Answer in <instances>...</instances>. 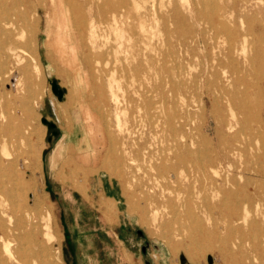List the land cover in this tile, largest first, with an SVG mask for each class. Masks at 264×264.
I'll list each match as a JSON object with an SVG mask.
<instances>
[{"label": "rangeland", "instance_id": "rangeland-1", "mask_svg": "<svg viewBox=\"0 0 264 264\" xmlns=\"http://www.w3.org/2000/svg\"><path fill=\"white\" fill-rule=\"evenodd\" d=\"M115 6L121 13L114 19V53L100 56L98 65L100 76L114 75L117 103L105 81L104 92L88 90L91 76L73 59V37L61 15L45 18L37 41L26 29L22 49H10L0 37V188L14 187L19 176L28 184L22 199L5 192L12 219L0 216V226L30 223L24 201L31 194L34 222L42 225L49 214L52 219V264H114L118 251L119 261L130 264H145V258L182 264V256L185 264H209L208 256L214 264H264V225L238 231L230 213L238 190L253 191L247 177H257L255 169L264 166V0H114ZM170 114L182 127L178 152L187 159L182 177L165 181L188 199L176 216L145 201L132 178L144 164L124 154L120 141V130L134 120L136 134L149 140L156 157L171 155L149 124ZM43 118L56 124V134ZM223 153L219 172L191 171L195 159ZM225 174L240 185L230 200L228 185L213 194ZM201 188L216 205L212 217L198 212ZM108 203L112 208L104 211ZM257 210L264 203H253L251 216ZM131 250L135 261L127 255Z\"/></svg>", "mask_w": 264, "mask_h": 264}, {"label": "bare ground", "instance_id": "bare-ground-1", "mask_svg": "<svg viewBox=\"0 0 264 264\" xmlns=\"http://www.w3.org/2000/svg\"><path fill=\"white\" fill-rule=\"evenodd\" d=\"M28 9L31 11L30 15H28ZM120 13L121 11L119 7H114V0H12L11 3H8V0H0V37L4 36V42L6 45H9L10 49H22L29 40L28 35H25L26 29L33 30V40L37 41L40 33L43 31L42 24L45 21V18L47 19L50 14H53L56 17L61 15L66 23L65 28L73 37V44L70 43L69 46L71 48L70 51L73 59L78 61L77 63L79 64L81 71L86 70L91 76V83H89L90 88L88 90L91 92H104L103 90H105L108 86V90L111 93L110 99L117 103L119 101L114 93V75L110 74L111 76H100L99 71L101 69L98 65V61L99 57L106 54L107 51L108 53H114V19H116ZM187 24H189V22H187ZM141 27L144 28L142 23ZM16 31L18 32L16 33ZM123 36L124 34L120 35V37ZM112 63L114 64V59L112 60ZM36 67L37 71L42 72L40 65H36ZM112 70L114 71V66L111 67V71ZM13 79L14 78L12 77L10 80L13 81ZM104 81L107 82V86L105 83H102ZM156 88L159 91L160 96H163L164 90L162 85L158 84ZM146 93L147 91L143 92V94ZM145 108L150 109L147 102L145 104ZM148 112L149 111H147V114ZM39 120L40 119H38V121ZM149 124L150 127L155 130L154 134L158 136L162 142L168 143V147H164V149L167 150L169 148V151L171 150L172 154L166 155L165 153H162L159 157H156L155 153H153L148 146L149 140L147 138L144 139L141 135H137L138 133L136 134L134 120L131 121L130 127H127L126 130H120L122 152L132 156L130 159L143 162L144 169L142 173L133 175L132 178L134 183L140 187L145 201L152 206V210L158 212L159 208L163 207L167 209V215L172 214L173 216H176L184 210V203H187L185 200L188 199L180 190H170V186H167L165 181L169 182L172 179L179 180L182 177L181 169L186 167V157L178 152V149L180 148V131L182 127L179 126V121L175 114H170L157 122H150ZM233 127V124L230 125V128ZM156 128L158 129L156 130ZM106 133L109 137H111V131L108 127H106ZM225 157L226 154L224 153L222 155L217 154L216 157L213 155H203V157L194 160L195 164H191L193 165V168L190 170L196 174L208 175L210 171L217 173L219 172V165L222 164V160ZM3 169L4 167L2 165V161L0 160V171ZM10 169L12 171V176L14 175L16 177L18 172L15 168V162L10 163ZM255 172L257 177H259L258 179L257 177H247L245 180L247 181L246 184L248 182L254 184L253 191H246V189L238 190V193L235 195L238 205L230 212L232 215V223H234L235 229L238 231H244V228L246 229L247 227L248 229H256L260 225H264V210H257L260 213L255 212L254 216H251V205L255 203L258 206L259 203H264V198L260 195V192L264 190V166H259L255 169ZM19 179L21 181H17L15 185L13 184L14 187L0 188L1 217L9 216L6 207L7 204H9V198L5 195V192H8L10 197H14V199L19 200L22 199L24 191L27 189V182H25L20 176ZM220 180V185H215L213 194L217 195L218 192L225 190L228 185L230 189H226L228 196L226 200H230V197L236 193V190H233L234 187H240L238 184L239 181L236 180V176H230V174L221 175ZM214 182L216 183L217 180H213V183ZM2 183V179L0 178V186ZM200 192L203 193V195L200 197L197 204L198 212L202 215L205 214L206 216L212 217L213 207H216V205L212 204L210 194L204 191L203 188L200 189ZM31 198L32 196L29 194L28 196H25L24 201L25 208L29 212L28 218L30 223H27V226H30V228L26 225H22L21 223H19V226H0V231L2 232V235L0 236V239H2L0 264H26V260L29 259H31L32 264H52L49 261L51 256L49 253L50 247L48 246V243L56 238L53 231L52 219L49 214L48 216L42 217V225L35 223L34 218L36 211L35 207L30 206ZM37 206L38 203L36 204V207ZM109 208H112V205L108 203L106 204L104 211H108ZM11 219L12 216H9L7 219L9 223L11 222ZM10 231L18 232L12 234V240L8 238ZM16 240L20 241L18 242L16 249H13V241Z\"/></svg>", "mask_w": 264, "mask_h": 264}, {"label": "water", "instance_id": "water-1", "mask_svg": "<svg viewBox=\"0 0 264 264\" xmlns=\"http://www.w3.org/2000/svg\"><path fill=\"white\" fill-rule=\"evenodd\" d=\"M54 91L57 92V93H59V94H61V91L58 89L57 86L54 87ZM42 122H43L44 124H47L48 127H49L50 129L53 130V133H55V134L57 133V131H56V124H55V123H53V122H49L46 118H43V119H42ZM181 260H182V261H181L182 264H185L186 259H185L184 256L181 257ZM208 263H209V264H214V258H213L212 256H208Z\"/></svg>", "mask_w": 264, "mask_h": 264}, {"label": "crops", "instance_id": "crops-1", "mask_svg": "<svg viewBox=\"0 0 264 264\" xmlns=\"http://www.w3.org/2000/svg\"><path fill=\"white\" fill-rule=\"evenodd\" d=\"M139 233H141V232H139ZM141 250H142V252H143V254H148V251H147V247L146 246H143L142 248H141ZM136 251H133V250H131L130 251V253H131V255H129V252H127V255L130 257V256H132V258H133V260L135 261V259L137 258V257H135L136 255V253H135ZM119 251L117 252V254H116V258H117V260H116V263L114 262V264H130V262H125V261H119ZM121 254V253H120ZM122 255V254H121ZM143 260V262H145V264H155V261L153 262V261H149L148 259H146L145 258V261H144V259H142Z\"/></svg>", "mask_w": 264, "mask_h": 264}]
</instances>
